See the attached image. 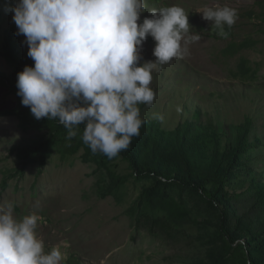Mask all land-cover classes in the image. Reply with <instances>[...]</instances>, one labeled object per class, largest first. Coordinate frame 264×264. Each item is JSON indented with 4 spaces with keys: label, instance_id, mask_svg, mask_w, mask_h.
Wrapping results in <instances>:
<instances>
[{
    "label": "rangeland",
    "instance_id": "374dc122",
    "mask_svg": "<svg viewBox=\"0 0 264 264\" xmlns=\"http://www.w3.org/2000/svg\"><path fill=\"white\" fill-rule=\"evenodd\" d=\"M18 0H0L1 34L13 20ZM146 10L138 23L151 18V9L177 5L188 15L190 34L201 39L187 45L188 53L153 70L150 87L156 93L151 107L139 105L141 117L173 129L179 122L211 117L226 124L252 120L253 148L245 156L239 176L264 179V0H144ZM228 5L237 9L235 24L219 36L199 12L204 6ZM19 56L28 45L18 28L13 31ZM151 36L143 42L140 61H155ZM27 66H34L31 63ZM25 67V66H24ZM0 72L9 75L10 64L0 55ZM17 95L0 85V206L12 202L14 216L40 217L37 235L45 251L60 248L61 264H193L204 254V241L189 222L171 224L163 213L137 220L136 200L149 182L129 175L126 162L116 158L117 172L125 175L119 197L98 194V182L109 179L82 143L73 153L55 146L44 166L23 165L24 149L47 134L44 127L22 124L6 110L16 107ZM155 115L163 119L154 118ZM74 144V143H73ZM134 208V209H133Z\"/></svg>",
    "mask_w": 264,
    "mask_h": 264
},
{
    "label": "clouds",
    "instance_id": "9594fccd",
    "mask_svg": "<svg viewBox=\"0 0 264 264\" xmlns=\"http://www.w3.org/2000/svg\"><path fill=\"white\" fill-rule=\"evenodd\" d=\"M18 34L34 66L18 73L21 103L37 119H58L67 137L77 135L93 153L109 159L126 150L145 121L139 105L151 107L153 70L188 53L199 41L190 34L188 15L177 5L151 9L144 0H18L11 9ZM202 18L223 38L238 18L228 5L204 6ZM155 41V61L139 63L143 42ZM154 118L163 117L154 114ZM12 202L0 206V264H61L60 248L45 251L37 235L40 217L17 218Z\"/></svg>",
    "mask_w": 264,
    "mask_h": 264
},
{
    "label": "trees",
    "instance_id": "16d2710c",
    "mask_svg": "<svg viewBox=\"0 0 264 264\" xmlns=\"http://www.w3.org/2000/svg\"><path fill=\"white\" fill-rule=\"evenodd\" d=\"M15 28L14 22L1 33L0 55L12 72H0V85L14 91L18 101L5 113L17 116L22 124L47 129L41 140L24 149L23 165L38 161L44 166L55 146L63 142L61 149L67 153H73L79 143L92 152L82 140L84 124L68 139L67 129L58 119L37 120L30 108L22 105L17 94L18 73L34 61L19 56L12 38ZM199 114L170 130L142 117L145 123L140 134L126 150L111 159L92 152V160L109 179L106 185L98 182V194L101 198L119 197L126 179L113 162L119 157L128 165L129 175L149 182L136 200L138 221L150 213H163L171 224L189 222L197 227L204 254L193 264H264V179L259 181L252 174L239 176L245 156L253 148L252 120L226 124L211 117L201 121Z\"/></svg>",
    "mask_w": 264,
    "mask_h": 264
}]
</instances>
